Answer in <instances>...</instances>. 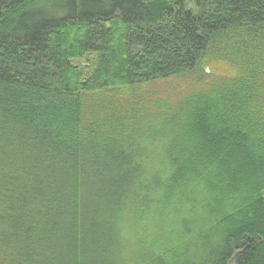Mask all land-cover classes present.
Wrapping results in <instances>:
<instances>
[{
    "label": "trees",
    "instance_id": "1",
    "mask_svg": "<svg viewBox=\"0 0 264 264\" xmlns=\"http://www.w3.org/2000/svg\"><path fill=\"white\" fill-rule=\"evenodd\" d=\"M0 264H264V0H0Z\"/></svg>",
    "mask_w": 264,
    "mask_h": 264
},
{
    "label": "rangeland",
    "instance_id": "2",
    "mask_svg": "<svg viewBox=\"0 0 264 264\" xmlns=\"http://www.w3.org/2000/svg\"><path fill=\"white\" fill-rule=\"evenodd\" d=\"M200 79L195 76H179L156 82L139 84L136 86L120 87L106 92L88 96L91 105L100 107L104 101L122 104L125 100L132 101L138 98L155 102L157 100L176 101L178 98L193 90L207 88V84L222 78L236 77V68L225 61L206 60L201 65Z\"/></svg>",
    "mask_w": 264,
    "mask_h": 264
}]
</instances>
